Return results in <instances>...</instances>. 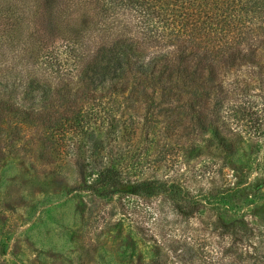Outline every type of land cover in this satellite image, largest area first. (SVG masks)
I'll use <instances>...</instances> for the list:
<instances>
[{
	"label": "trees",
	"instance_id": "obj_1",
	"mask_svg": "<svg viewBox=\"0 0 264 264\" xmlns=\"http://www.w3.org/2000/svg\"><path fill=\"white\" fill-rule=\"evenodd\" d=\"M119 127L147 142L138 179ZM30 130L76 144L90 194L188 203L180 160L214 175L264 142V0H0V137Z\"/></svg>",
	"mask_w": 264,
	"mask_h": 264
},
{
	"label": "rangeland",
	"instance_id": "obj_2",
	"mask_svg": "<svg viewBox=\"0 0 264 264\" xmlns=\"http://www.w3.org/2000/svg\"><path fill=\"white\" fill-rule=\"evenodd\" d=\"M120 128L114 152L138 179V151L148 148L147 142L142 135L122 136ZM38 135L30 130L24 137L13 132L0 137V264L264 259V142L244 144L214 175L202 166L210 163L206 151L192 161L180 160L175 168L189 200L182 204L166 197L90 194L81 189L91 176L77 168L76 144L65 139L54 152ZM156 140L150 159L162 144ZM171 175L165 165L139 177Z\"/></svg>",
	"mask_w": 264,
	"mask_h": 264
}]
</instances>
